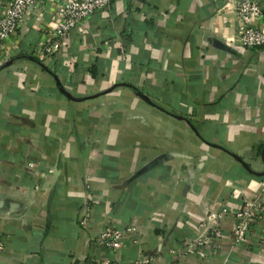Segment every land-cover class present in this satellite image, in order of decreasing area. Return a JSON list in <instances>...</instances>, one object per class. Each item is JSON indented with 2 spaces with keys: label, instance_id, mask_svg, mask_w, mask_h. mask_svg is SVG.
Segmentation results:
<instances>
[{
  "label": "crops",
  "instance_id": "crops-1",
  "mask_svg": "<svg viewBox=\"0 0 264 264\" xmlns=\"http://www.w3.org/2000/svg\"><path fill=\"white\" fill-rule=\"evenodd\" d=\"M238 1L113 0L40 56L38 0L0 46L2 264H264V47L237 42Z\"/></svg>",
  "mask_w": 264,
  "mask_h": 264
},
{
  "label": "built area",
  "instance_id": "built-area-1",
  "mask_svg": "<svg viewBox=\"0 0 264 264\" xmlns=\"http://www.w3.org/2000/svg\"><path fill=\"white\" fill-rule=\"evenodd\" d=\"M56 24L41 45L39 54L51 55L58 51L69 33L82 18L96 9L109 5L113 0H57ZM38 0H10L9 5L0 14V46L12 34L27 13L32 12ZM235 12L239 19L237 42L247 49L264 47V30L254 26V22L262 17V10L257 0H240L235 3ZM263 210L260 201L245 200L241 209L235 211L232 226V243H240L249 232L250 224L262 217ZM216 214L209 213L208 221L212 222ZM122 232L114 228H106L97 235L96 242L105 248L116 249L120 246ZM4 248L0 238V254ZM147 262V260H144ZM0 264H2L0 260ZM109 264V262L96 263Z\"/></svg>",
  "mask_w": 264,
  "mask_h": 264
},
{
  "label": "water",
  "instance_id": "water-1",
  "mask_svg": "<svg viewBox=\"0 0 264 264\" xmlns=\"http://www.w3.org/2000/svg\"><path fill=\"white\" fill-rule=\"evenodd\" d=\"M223 48H225V49H228L226 46H222ZM136 94L140 97V98H142V99H144V100H146V101H149L148 100V98L143 94V93H141V92H136ZM177 118H179V119H183V120H185L186 121V123H188V125L190 126V127H192L193 128V126L191 125V123H190V121L187 119V118H185V117H183V116H176ZM194 129V128H193ZM207 143H209V142H207ZM209 144H211V143H209ZM215 146H217L218 148H220V149H222V150H224V151H227V152H229L227 149H225L224 147H222V146H219V145H215ZM233 157H234V159L235 160H237L247 171H249V172H251V173H253V171H251V169L249 168V166L240 158V157H238L237 155H235V154H233V153H230ZM261 156H262V158H264V147H263V149H262V152H261ZM262 174H264V173H262Z\"/></svg>",
  "mask_w": 264,
  "mask_h": 264
}]
</instances>
